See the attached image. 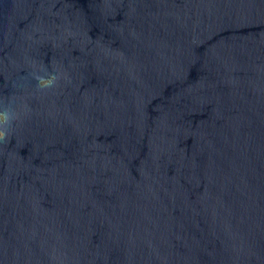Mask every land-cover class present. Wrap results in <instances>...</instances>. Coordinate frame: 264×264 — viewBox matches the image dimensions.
I'll list each match as a JSON object with an SVG mask.
<instances>
[{"label": "water", "instance_id": "obj_1", "mask_svg": "<svg viewBox=\"0 0 264 264\" xmlns=\"http://www.w3.org/2000/svg\"><path fill=\"white\" fill-rule=\"evenodd\" d=\"M5 113L0 264H264V0H0Z\"/></svg>", "mask_w": 264, "mask_h": 264}, {"label": "clouds", "instance_id": "obj_2", "mask_svg": "<svg viewBox=\"0 0 264 264\" xmlns=\"http://www.w3.org/2000/svg\"><path fill=\"white\" fill-rule=\"evenodd\" d=\"M51 81L41 80V86L46 87L49 86ZM0 123L4 124L6 127L10 124V116L5 113L3 115H0ZM5 131H0V140L5 139Z\"/></svg>", "mask_w": 264, "mask_h": 264}]
</instances>
